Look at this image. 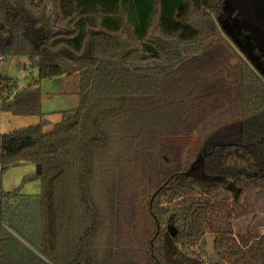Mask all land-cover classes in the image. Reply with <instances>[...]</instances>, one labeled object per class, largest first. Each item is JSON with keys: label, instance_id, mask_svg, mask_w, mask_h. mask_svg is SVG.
Instances as JSON below:
<instances>
[{"label": "trees", "instance_id": "trees-1", "mask_svg": "<svg viewBox=\"0 0 264 264\" xmlns=\"http://www.w3.org/2000/svg\"><path fill=\"white\" fill-rule=\"evenodd\" d=\"M222 3L0 0V57L35 60L37 78L0 75V114L39 116L62 61L79 75L52 132L0 135V264H164L168 230L183 248L214 237L215 264H264V235L232 238L233 210L200 184L264 196V79L224 37ZM22 164L38 196L3 191Z\"/></svg>", "mask_w": 264, "mask_h": 264}, {"label": "rangeland", "instance_id": "rangeland-1", "mask_svg": "<svg viewBox=\"0 0 264 264\" xmlns=\"http://www.w3.org/2000/svg\"><path fill=\"white\" fill-rule=\"evenodd\" d=\"M247 5H248L247 0H223L222 12L220 14L219 22L226 19L230 20L233 15L238 16L241 20L242 19L247 20L249 16V14L247 13L248 12ZM165 48H169V47L165 46ZM255 56L258 59H260L259 58L260 55H258L257 52L255 53ZM0 75L7 76L11 79L16 80L18 82L19 89L24 88L28 84L32 83L34 80L37 79L36 62L35 60L31 62L26 58H16V57L3 58L2 62L0 63ZM42 81H46V80H42ZM3 113H7V112H3ZM14 117L20 119L34 118L37 120V123L30 126L15 128L5 134H9L20 129L34 127L39 124H42L43 127L45 126V122L41 121L42 119L41 104H40L39 116H25V117L14 116ZM28 166L29 169L23 166V167H11L6 171H4L2 175V185H3L2 189H5V191H12L14 189L19 188L20 193L23 195L26 196L39 195L40 187L38 182H33V183L31 182L27 184L22 183L26 177H31L34 175V169L31 170L33 166L31 164H28ZM200 184L201 186L202 185L212 186L209 188V190L213 189V191H211L212 198L216 202V204L220 207L218 208V210L224 211L226 213H228L229 207H231L230 210H233L232 214H228V216H230V219L227 221V223L230 226V233L232 238H234L235 240H237L239 237L251 239L264 235V196L261 195L257 196L256 193L253 191L244 190L239 196V200L237 202L238 207L237 206L233 207L231 204L232 203L231 194L226 193L224 191L226 184H228L227 181L220 178H212V179L203 178L200 179ZM239 188L242 189V186H239ZM201 193L202 192L199 189H196V191L193 192V195L194 196L198 195V197L203 198V195ZM173 203H175V201L171 202V204ZM172 226L174 227V229L177 230L176 224ZM208 226H210L211 228L218 227L215 221L208 223ZM164 234H165L164 242H163L164 264H210L209 257L205 254L204 251L205 242L203 243L198 242L195 246H191L189 243H187L185 248H183L182 246L174 243L171 240L169 230ZM214 242L215 239L213 241V246H214V256L216 259L215 263H217L218 256L216 255Z\"/></svg>", "mask_w": 264, "mask_h": 264}, {"label": "crops", "instance_id": "crops-1", "mask_svg": "<svg viewBox=\"0 0 264 264\" xmlns=\"http://www.w3.org/2000/svg\"><path fill=\"white\" fill-rule=\"evenodd\" d=\"M60 65L64 70L63 75L54 79L42 81L40 83V104H41V113H42L41 121L45 122V126L42 127V130L46 134L52 132L53 128L63 120L64 116L76 110L79 105L78 71L73 66H70L66 62L62 61ZM36 123L37 120L34 118L20 119L14 116L12 117V115H10L9 113H1L0 135H3L15 128L30 126ZM23 166L27 168L29 167L28 164H22L15 167H23ZM33 169L34 166L33 168H31V170ZM33 182H38V181H32V183ZM3 191L12 192V191H5V189H3ZM35 196L38 195H34V196L28 195L27 197H35Z\"/></svg>", "mask_w": 264, "mask_h": 264}, {"label": "water", "instance_id": "water-1", "mask_svg": "<svg viewBox=\"0 0 264 264\" xmlns=\"http://www.w3.org/2000/svg\"><path fill=\"white\" fill-rule=\"evenodd\" d=\"M248 18L247 26L252 30V35L264 45V0H247ZM221 29L234 46L244 55L250 62L255 71L264 79V66L256 58L251 49L246 47L237 37L234 28L231 26L228 19L224 20L221 24ZM227 192L233 195V200L236 201L241 189L236 187L234 183L229 182L224 188ZM214 237H205V254L209 257L210 264H215L216 259L214 256Z\"/></svg>", "mask_w": 264, "mask_h": 264}, {"label": "flooded vegetation", "instance_id": "flooded-vegetation-1", "mask_svg": "<svg viewBox=\"0 0 264 264\" xmlns=\"http://www.w3.org/2000/svg\"><path fill=\"white\" fill-rule=\"evenodd\" d=\"M224 21V20H223ZM219 22L220 26L222 22ZM231 26L234 28L237 37L240 39V41L248 48L251 49L253 55L255 56V53L257 52L259 56L260 63L264 66V45L261 44L260 41H258L254 36L252 35V30L247 26V21L245 19H240L238 16L233 15L231 19L229 20ZM243 21V22H242ZM246 21V22H244ZM222 31V29H221ZM223 32V31H222ZM224 37L227 38V40L232 44V46L236 49L237 53L242 56L244 60L252 67L250 62L244 57V55L234 46V44L229 40V38L224 34ZM256 57V56H255ZM257 58V57H256ZM253 68V67H252ZM255 70V69H254Z\"/></svg>", "mask_w": 264, "mask_h": 264}, {"label": "built area", "instance_id": "built-area-1", "mask_svg": "<svg viewBox=\"0 0 264 264\" xmlns=\"http://www.w3.org/2000/svg\"><path fill=\"white\" fill-rule=\"evenodd\" d=\"M2 60H3V59L0 57V63L2 62Z\"/></svg>", "mask_w": 264, "mask_h": 264}]
</instances>
